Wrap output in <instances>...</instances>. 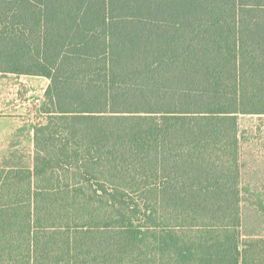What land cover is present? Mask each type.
<instances>
[{
  "label": "trees",
  "instance_id": "obj_1",
  "mask_svg": "<svg viewBox=\"0 0 264 264\" xmlns=\"http://www.w3.org/2000/svg\"><path fill=\"white\" fill-rule=\"evenodd\" d=\"M0 73L50 80L34 166L0 168V264H264V0H0Z\"/></svg>",
  "mask_w": 264,
  "mask_h": 264
},
{
  "label": "rangeland",
  "instance_id": "obj_2",
  "mask_svg": "<svg viewBox=\"0 0 264 264\" xmlns=\"http://www.w3.org/2000/svg\"><path fill=\"white\" fill-rule=\"evenodd\" d=\"M239 128L242 139L241 234L244 240L264 238V116L241 115ZM25 134V145L22 144L20 149L0 151V168L32 169L35 144L32 148L29 130Z\"/></svg>",
  "mask_w": 264,
  "mask_h": 264
},
{
  "label": "crops",
  "instance_id": "obj_3",
  "mask_svg": "<svg viewBox=\"0 0 264 264\" xmlns=\"http://www.w3.org/2000/svg\"><path fill=\"white\" fill-rule=\"evenodd\" d=\"M49 85L45 77L0 73V151L25 145L26 130L34 147L35 128L44 121L41 107Z\"/></svg>",
  "mask_w": 264,
  "mask_h": 264
}]
</instances>
